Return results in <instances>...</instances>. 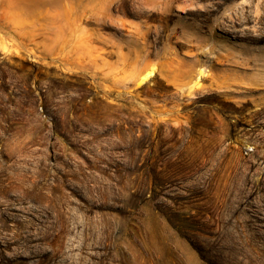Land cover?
Wrapping results in <instances>:
<instances>
[{"label": "rangeland", "instance_id": "374dc122", "mask_svg": "<svg viewBox=\"0 0 264 264\" xmlns=\"http://www.w3.org/2000/svg\"><path fill=\"white\" fill-rule=\"evenodd\" d=\"M0 264H264V0H0Z\"/></svg>", "mask_w": 264, "mask_h": 264}, {"label": "trees", "instance_id": "16d2710c", "mask_svg": "<svg viewBox=\"0 0 264 264\" xmlns=\"http://www.w3.org/2000/svg\"><path fill=\"white\" fill-rule=\"evenodd\" d=\"M35 99V101H36V98H34ZM43 101H44V99H43ZM42 108L43 107V110H44V108H45V106L44 105H40V103L39 102H36L35 103V108Z\"/></svg>", "mask_w": 264, "mask_h": 264}]
</instances>
